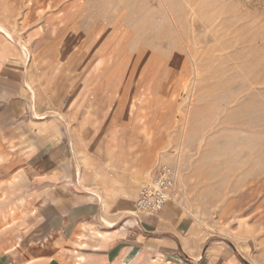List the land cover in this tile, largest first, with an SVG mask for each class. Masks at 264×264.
Returning a JSON list of instances; mask_svg holds the SVG:
<instances>
[{
	"label": "rangeland",
	"instance_id": "374dc122",
	"mask_svg": "<svg viewBox=\"0 0 264 264\" xmlns=\"http://www.w3.org/2000/svg\"><path fill=\"white\" fill-rule=\"evenodd\" d=\"M12 1L22 39L43 32L23 42L31 58L77 70L79 79L92 74L96 104L157 142L155 161L175 174L174 200L264 264V164H201L246 127L263 136L264 149V69L250 77L253 64H264V0ZM142 18L154 35L137 29Z\"/></svg>",
	"mask_w": 264,
	"mask_h": 264
},
{
	"label": "crops",
	"instance_id": "0c3cea01",
	"mask_svg": "<svg viewBox=\"0 0 264 264\" xmlns=\"http://www.w3.org/2000/svg\"><path fill=\"white\" fill-rule=\"evenodd\" d=\"M12 2L0 0L19 40L0 31V264H253L175 200L137 210L157 142L96 104L89 72L27 58L18 42L43 32L23 40Z\"/></svg>",
	"mask_w": 264,
	"mask_h": 264
},
{
	"label": "bare ground",
	"instance_id": "6f19581e",
	"mask_svg": "<svg viewBox=\"0 0 264 264\" xmlns=\"http://www.w3.org/2000/svg\"><path fill=\"white\" fill-rule=\"evenodd\" d=\"M121 13L123 14V12ZM137 29L141 31L147 30L149 36L154 35L156 32L155 26L144 18L141 19ZM0 31L4 32L12 41H19L16 40L14 34L1 23ZM18 44L25 56L28 58L30 56V50L28 46L23 42H18ZM103 55H105V53H102L101 56ZM263 69V63L259 62L253 64L252 71H250V77L257 79V77L263 72ZM229 96L230 95L225 96V98H229ZM251 110L253 113L255 112V109L252 106ZM244 125L245 124L242 125L243 128ZM242 132L243 133L239 134L236 140L229 138L225 144L221 146L217 145L210 154L204 155L202 158L203 161H201V164L204 165L203 167L208 170L227 165L229 168L235 169L245 163L247 164L246 170H251L262 166L264 164V149L262 147V141H259L258 138H262L263 136L250 131L248 127H246V130Z\"/></svg>",
	"mask_w": 264,
	"mask_h": 264
},
{
	"label": "built area",
	"instance_id": "2783aa9c",
	"mask_svg": "<svg viewBox=\"0 0 264 264\" xmlns=\"http://www.w3.org/2000/svg\"><path fill=\"white\" fill-rule=\"evenodd\" d=\"M175 174L167 163H159L152 178L139 189L135 201L137 210L143 213L158 214L174 200Z\"/></svg>",
	"mask_w": 264,
	"mask_h": 264
}]
</instances>
